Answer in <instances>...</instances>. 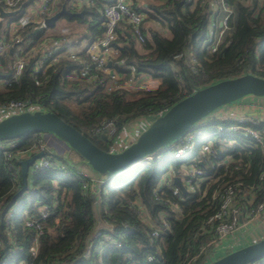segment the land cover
Here are the masks:
<instances>
[{"label":"trees","instance_id":"16d2710c","mask_svg":"<svg viewBox=\"0 0 264 264\" xmlns=\"http://www.w3.org/2000/svg\"><path fill=\"white\" fill-rule=\"evenodd\" d=\"M113 1L95 0L94 5L77 8L69 0H59L58 6L64 3L70 10H86L83 17L63 16L84 24L81 32L59 35L43 28L34 33L38 24L29 23L11 33V24L34 0H25L20 14L0 20V39L19 37L15 49L21 48L26 60L19 79L3 85L2 81L13 73L15 52L0 55V105L11 100L38 104L75 126L100 148L111 150L123 128L141 117H157L181 98L208 85L206 82L245 73L264 77V0H225L232 12L215 52L209 46L220 30L222 9L215 14L213 4L206 0L188 4L186 0H152L138 5L133 0L131 7L145 14L140 25L143 40L122 19L111 44V66L124 78L132 72L149 73L159 78L161 85L149 91L109 90L108 73L94 70L92 75L82 76L80 72L85 62L91 63L84 46L104 30L100 10ZM149 19L159 22L168 35L149 29L148 37L143 23ZM69 51H76L77 58H51ZM43 59L42 68L35 72V65ZM69 101L77 107L72 108ZM107 120L116 124L113 138L104 140L90 133ZM41 134L16 138L17 145L8 148V153L0 150V264H207L231 251L216 250L215 234L204 227L207 216L219 205L218 198L212 199L213 192L221 191L225 182L242 180L259 185L258 198L264 194V179L259 178L264 163L260 148L240 136H220L213 138L220 163L213 171L206 168L207 179L197 183L196 192L184 194V201L171 191L172 172L184 173L192 162L203 159L200 147L187 159H175L172 147H168L160 151L161 157L155 155L124 169L105 174L93 170L101 182L86 179V186L76 169L84 159L77 153L80 161L57 154L55 158L65 159L67 168L29 172L27 189L15 198L22 185L18 159L35 153ZM226 145L235 148L223 152ZM95 201L105 223L100 229ZM42 210L49 215L40 220L42 234L37 237V229L25 221L39 216ZM163 218L169 231L154 236L152 232ZM97 231L100 234L95 236ZM88 243L93 249L84 256ZM34 244L35 254L31 250ZM258 261L264 263V256Z\"/></svg>","mask_w":264,"mask_h":264},{"label":"built area","instance_id":"2783aa9c","mask_svg":"<svg viewBox=\"0 0 264 264\" xmlns=\"http://www.w3.org/2000/svg\"><path fill=\"white\" fill-rule=\"evenodd\" d=\"M24 1L25 0H0V4L6 10H13L23 4ZM37 1V3H39L40 5L38 9V13L40 15L39 20L35 22V10L32 14H24L16 22H13L11 24V33H14L19 27L29 23H37L38 25L36 27L43 26V18L52 14V4L55 0ZM94 1L95 0H69V3L72 7H77L81 3L94 5ZM192 1L195 0H186V3L188 4ZM206 1L213 4L215 14L219 9H222L223 11L219 20L220 30L215 35V40L213 41V43H211V45L209 46L210 51L215 52L217 50L218 44L223 39L225 29L228 27V17L232 10L227 5L225 0ZM33 5H35V0ZM100 11L104 16V30L102 35H100L96 40L84 46L85 52L90 56L91 63L85 62L80 72L81 75H92L91 73L94 70H100L101 72L108 73L111 77V85L108 88L109 90L130 88L149 91L159 88V86L161 85L160 79L154 77L149 73H142L138 75L132 72L129 77L124 78L123 76L115 73L112 66L109 67L107 65L108 61H111V44L118 36L117 29L119 27L120 21L122 19L127 20V22L132 25L133 31L138 36L139 40H143L140 31V25L145 14L137 12L134 8H132L130 0H114L112 3L103 5ZM0 20H2V18H0ZM19 42V37L0 39V55L4 54L7 51L10 52V49H12L11 52H15V59L12 64L13 73L9 78L2 81L3 85H9L12 82L17 81L25 68L26 60L22 55V49L19 47L15 49V46H17V43ZM61 56L68 57L69 59H76L77 52L69 51L61 54L56 53L52 57H50L55 60ZM189 56L191 57L190 62H195L193 54H190ZM44 61L45 59L41 60L35 65V72H38L42 68ZM121 62H123V60H121ZM34 109L40 110L42 109V107H40L38 104H28L25 100H11L0 105V116L6 117L22 111H34ZM124 129L125 128H123L121 132ZM116 132V124L112 120L103 121L100 125L93 127L90 131V133L96 137H102V135H106L107 140L113 138ZM220 136H240L245 141L254 143L264 154V117L251 113L249 111H241L238 115H235L233 113V115L222 116L220 112H217V110H215L208 116L198 121L182 137L171 143L168 147H172L171 154L175 159L189 158L197 147H200L201 152L205 155L204 158L200 159L198 163L192 162L184 173L176 174L175 171L172 172L173 178L175 176L180 177L181 182L186 190L185 193H183L176 184H173L170 187L172 193L178 196L180 200H185L184 194L196 192L197 183H200L204 179H207L204 177L208 173L206 170L207 167L209 168V170L213 171L220 163L218 161L219 157L216 154V148L213 145V138ZM17 141L18 140H16V138L12 139L9 144L0 141V150L8 153V148L16 146L18 143ZM35 146H37V152L40 150H44L45 154L42 157L37 158L32 163L29 172H37L38 170L43 169L59 170L67 168L65 159L55 158L57 153L51 151L46 147V140L43 136H40L37 139ZM234 148V145H226L222 150L223 152L228 153L233 151ZM162 150L148 155L144 160H151L155 155H157V157H161L159 153ZM110 151H116L115 140L113 141ZM225 158L227 162V158H229V155L225 156ZM77 168L79 167L77 166L76 169ZM78 173L83 176L84 186L87 185V181H85L86 179L97 181L98 184H100L101 182V180L99 179L91 178L83 171H78ZM259 178L260 180L264 179V163ZM215 180L216 179H214V181ZM258 192L259 185L257 183L248 184L244 183L242 180H231L225 182L221 191L213 192L212 199L218 198L220 200L219 205L217 206L215 211L207 216L204 222V227L210 229V231H213V233L215 234L216 250L222 248L220 242L223 241L226 236L234 233L243 223V221L257 216L264 210V194L261 198H258ZM178 208L179 207H177V209ZM48 215V211L42 210L39 216H31L25 221V224L27 226H34L37 229L38 237V235L42 234L40 220L45 219ZM165 229H169L168 222L165 218H163L162 222L158 226V229H155L152 234L154 236H158L160 233L165 232ZM99 234L100 232L97 231L95 236ZM37 237L34 239L35 242ZM112 243L116 245L121 244L119 241H112ZM35 245L36 244H34L31 248L33 254H35L36 252ZM203 248L204 247H201V249ZM92 249L93 244L88 243L84 251V256H89ZM149 258L151 259V257ZM261 262L262 261L255 260L248 264H264ZM187 264H189V262Z\"/></svg>","mask_w":264,"mask_h":264},{"label":"water","instance_id":"95a60500","mask_svg":"<svg viewBox=\"0 0 264 264\" xmlns=\"http://www.w3.org/2000/svg\"><path fill=\"white\" fill-rule=\"evenodd\" d=\"M23 8L24 3L13 10H6L0 4V18L18 15ZM84 12H86L85 9L81 11L68 10L63 4L55 13L45 16L43 26L36 27L34 33L43 28L54 27L56 21L64 15L83 17ZM11 51L12 49H10V53ZM107 65L111 67V61H108ZM249 95L264 97V77L245 73L208 84L181 98L167 111L155 117L134 141L119 151L100 148L88 136L66 122L58 114L42 109L22 111L0 119V141L9 144L12 139L28 134L49 133L75 150L94 171L105 174L141 162L148 155L154 154L178 140L198 121L218 108ZM102 138L107 140L106 135H102ZM44 154L45 151L40 150L28 157L18 159L22 185L15 193V198L27 189L30 166ZM173 182L185 193V187L179 176H175ZM94 208L96 219L102 222L99 203L96 201ZM168 231V229H165V232ZM263 256L264 237L233 249L207 264H248Z\"/></svg>","mask_w":264,"mask_h":264},{"label":"crops","instance_id":"0c3cea01","mask_svg":"<svg viewBox=\"0 0 264 264\" xmlns=\"http://www.w3.org/2000/svg\"><path fill=\"white\" fill-rule=\"evenodd\" d=\"M37 2L38 1L36 0L35 1V22H37L40 18V15L38 13V9L40 5ZM58 2L59 0H55L53 2L52 14L55 13L57 10H59L61 6L64 4L62 3V5L58 6ZM130 3L132 4L133 0H130ZM138 4L139 3H137V5ZM81 7H83V3L77 6V8H81ZM72 11H75V10H72ZM111 52L113 54L114 51L111 50ZM230 104L231 105L229 106L224 105L223 107H221V109L220 108L217 109V112H220L222 116H228V115H233V113L235 115H238L241 111H249L251 113L264 117V97H256V96L249 95V96H246ZM142 121L143 120H141L140 123L134 122L130 126H126L125 129L123 130V133L121 132L122 134L120 133L118 135V137L115 139V150L116 151L122 149L123 147L127 146L129 143L134 141L137 135L143 129L147 127L146 126L147 124H144L147 120L143 122ZM45 140H46V147L50 149L51 151L57 153L58 155L64 158H70L72 160H74L72 157L80 159L81 156L75 150L68 147V145L64 141L54 137L52 134L46 133ZM81 162H82L81 166L83 167L85 166V164H87L85 160ZM97 178L99 177L97 176ZM263 237H264V210L257 216L249 220L243 221V223L238 227V229L234 233L226 236L223 239V241L220 242V245L222 246V248L219 249V251L226 252L229 249L232 250V249L244 246L246 244L252 243Z\"/></svg>","mask_w":264,"mask_h":264},{"label":"rangeland","instance_id":"374dc122","mask_svg":"<svg viewBox=\"0 0 264 264\" xmlns=\"http://www.w3.org/2000/svg\"><path fill=\"white\" fill-rule=\"evenodd\" d=\"M148 2H152V0H137L136 3H145L147 4ZM86 3H83V6L85 5ZM66 9H68L66 6H65ZM35 10V5L33 4H29L26 6L25 10H24V14H32V12ZM70 10V9H68ZM77 11H81L80 9L77 10ZM56 25H54V27H50L49 29V33H57L59 35L61 34H65V33H70V32H81V30L83 29V26L84 24L82 23H79L78 21L74 20V21H69L68 19H66V17H61L59 18L57 21H56ZM143 26L145 27V29L147 30V35L149 37V29H154V30H157L161 33H163L164 35L167 34L168 35V31L162 26L160 25L159 22H157L156 20L154 19H149V20H145L144 23H143ZM141 41V40H140ZM137 46L138 48L141 47V44L140 42H137ZM210 48V47H209ZM210 50V49H209ZM205 84H209V82H206ZM126 89H130V88H126ZM130 90H138V89H130ZM69 104L71 105L72 108H76L77 105L75 102L73 101H69ZM231 105V104H229ZM227 105V106H229ZM35 110V109H34ZM4 117V116H2ZM2 117H0V119H2ZM154 118H151V117H141L139 119H137L135 121V123H140L141 120L143 121H146L144 124H147L146 126H148L151 121L153 120ZM142 121V122H143ZM134 123V122H133ZM132 124V123H131ZM131 124H129L128 126H130ZM121 132V131H120ZM123 133V131H122ZM121 133V134H122ZM78 157V156H77ZM74 160L73 161H79L80 159L79 158H75V157H72ZM78 171H83L84 173L88 174L91 178H94V179H98L96 178V173L93 171V169L91 168V166L89 164H85V166H81V163L78 164ZM80 169V170H79ZM98 202V201H96ZM100 211V209H99ZM95 215H96V210H95ZM31 217V216H30ZM98 221V220H97ZM103 226H105V223L102 221V222H99L97 223V227L100 229L102 228ZM35 239V238H34ZM223 252V251H222ZM262 263V262H261Z\"/></svg>","mask_w":264,"mask_h":264},{"label":"flooded vegetation","instance_id":"af4514ba","mask_svg":"<svg viewBox=\"0 0 264 264\" xmlns=\"http://www.w3.org/2000/svg\"><path fill=\"white\" fill-rule=\"evenodd\" d=\"M45 134H46V133H43V134L39 135V136L37 137V139H38L40 136H43L44 139H45ZM37 139H36V142H37Z\"/></svg>","mask_w":264,"mask_h":264}]
</instances>
